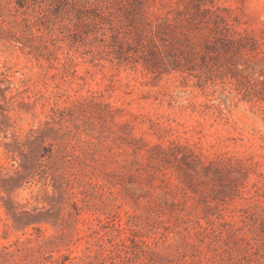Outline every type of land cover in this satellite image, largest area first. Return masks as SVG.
<instances>
[{"label":"rangeland","instance_id":"obj_1","mask_svg":"<svg viewBox=\"0 0 264 264\" xmlns=\"http://www.w3.org/2000/svg\"><path fill=\"white\" fill-rule=\"evenodd\" d=\"M0 264H264V0H0Z\"/></svg>","mask_w":264,"mask_h":264},{"label":"trees","instance_id":"obj_2","mask_svg":"<svg viewBox=\"0 0 264 264\" xmlns=\"http://www.w3.org/2000/svg\"><path fill=\"white\" fill-rule=\"evenodd\" d=\"M41 19L40 17L36 18L32 23H35V22H41ZM50 23L53 24V21H49ZM85 23V21H83ZM74 25V24H73ZM26 27H29V25H26ZM49 28V25L47 26ZM51 29V28H50ZM68 29H70V27H68Z\"/></svg>","mask_w":264,"mask_h":264}]
</instances>
